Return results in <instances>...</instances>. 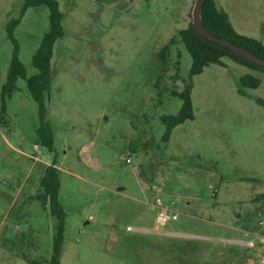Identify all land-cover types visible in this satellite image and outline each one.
<instances>
[{"label":"rangeland","instance_id":"1","mask_svg":"<svg viewBox=\"0 0 264 264\" xmlns=\"http://www.w3.org/2000/svg\"><path fill=\"white\" fill-rule=\"evenodd\" d=\"M56 1L64 33L46 99L53 151L37 140L26 81L4 99L0 264H48L55 219L32 197L54 159L66 213L60 264H258L260 247L245 242L264 234V72L227 57L205 67L191 77L193 118L164 141L160 116L180 109L169 92L183 88L191 67L177 32L192 23L196 0ZM215 3L237 33L264 44V0ZM21 8L22 0H0V105L14 49L10 22L20 18L13 35L27 77L49 27L46 6L22 16ZM172 38L164 65L158 53ZM247 74L260 84L241 94ZM156 198L178 212L163 232Z\"/></svg>","mask_w":264,"mask_h":264},{"label":"trees","instance_id":"2","mask_svg":"<svg viewBox=\"0 0 264 264\" xmlns=\"http://www.w3.org/2000/svg\"><path fill=\"white\" fill-rule=\"evenodd\" d=\"M44 5L49 11V27L43 34L40 44L32 56V66L36 69V74L27 77L26 70L18 58V45L13 35V30L20 21V18L12 20L7 28L8 37L14 44L9 69L1 94L0 105V128L7 127L8 120L5 111V95L16 89L18 79H24L32 99L37 104L39 124L36 128V137L39 143L48 151H53V134L47 121V94L51 83V59L55 42L63 36V13L59 10V4L56 0H22V12L31 7ZM201 20L203 28L214 37L234 43L264 61V45L261 41L239 34L232 27L227 15L220 10L215 0H204L201 8ZM177 38L184 45L191 56V67L189 78H181L183 88L181 90L171 89L169 96L177 97L181 100V106L174 115L164 114L160 116V121L165 126L163 140L168 141L174 127L186 120L193 118L191 93V77L202 73L205 67L212 64L223 66L222 59L227 57L233 62L244 65L252 70L264 72L261 66L252 64L234 55L228 48L219 47L213 43L203 40L197 36L190 23L186 28L177 32ZM174 38L170 39L168 44L164 45L158 53L162 64H167V57L170 54L171 46L174 44ZM174 68L179 77V60L175 61ZM260 80L250 74L240 78L239 92L243 94V89H255L259 86ZM161 95V93H159ZM37 192L33 199L38 201L43 209L48 210L49 214L55 219V233L52 242V252L48 264H60V256L64 241L65 218L66 213L59 201L60 180L58 170L55 167V159L49 165H43L39 179ZM258 198L264 200V193L258 195Z\"/></svg>","mask_w":264,"mask_h":264},{"label":"water","instance_id":"3","mask_svg":"<svg viewBox=\"0 0 264 264\" xmlns=\"http://www.w3.org/2000/svg\"><path fill=\"white\" fill-rule=\"evenodd\" d=\"M204 0H196L195 5L193 8V20H192V28L195 32V34L199 37H201L203 40H206L210 43H213L219 47L222 48H228L234 55L237 57L242 58L245 61H248L252 64L261 66L264 69V61L251 53L250 51L234 44L227 42L223 39H219L214 37L212 34H210L206 29L203 28L202 20H201V8L203 5Z\"/></svg>","mask_w":264,"mask_h":264},{"label":"built area","instance_id":"4","mask_svg":"<svg viewBox=\"0 0 264 264\" xmlns=\"http://www.w3.org/2000/svg\"><path fill=\"white\" fill-rule=\"evenodd\" d=\"M126 162L127 163L131 162L130 158H127ZM155 204L159 210L157 218H156V223L160 227V231L163 232L162 228L165 226L167 221H169L170 219L176 220L178 217V212L176 210H174L173 208L167 207L166 205H164L160 198H156ZM129 228L130 227H128V229ZM256 234L259 237L258 244L253 240H249V241L245 242V245H246V247H248L250 249H255L257 246H259L261 249V252H260V255L258 257L257 262H258V264H264V234H261V233H256Z\"/></svg>","mask_w":264,"mask_h":264},{"label":"crops","instance_id":"5","mask_svg":"<svg viewBox=\"0 0 264 264\" xmlns=\"http://www.w3.org/2000/svg\"><path fill=\"white\" fill-rule=\"evenodd\" d=\"M93 1H95V2H97V3H99V4H103V5H106L107 7H108V0H93ZM124 2V0H110L109 1V4L110 5H113V6H120V7H122L123 6V3ZM126 4H124V6H125ZM123 6V7H124ZM262 43V42H261ZM263 44V43H262ZM264 45V44H263Z\"/></svg>","mask_w":264,"mask_h":264}]
</instances>
